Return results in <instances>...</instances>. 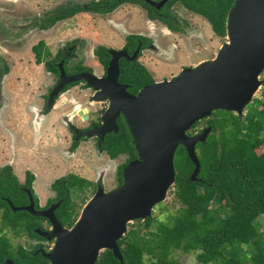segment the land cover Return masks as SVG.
Masks as SVG:
<instances>
[{
    "label": "flooded vegetation",
    "instance_id": "flooded-vegetation-1",
    "mask_svg": "<svg viewBox=\"0 0 264 264\" xmlns=\"http://www.w3.org/2000/svg\"><path fill=\"white\" fill-rule=\"evenodd\" d=\"M160 1L161 0H114L112 4L114 10L112 12L121 8L123 5L139 8L145 12V30H147V32L152 31L150 27H148V21L161 22L163 24L160 28L163 30L162 33L169 36V40L171 41V44L167 45L164 39V50L170 51L172 44L175 45V41L177 40H175L174 36H176V34H178L180 40L188 37L186 33L188 31L187 21L183 22L173 13V9L176 5L190 12L192 15L191 19H193L195 23L198 21V26L204 28L199 30L203 34V44L207 40V49H211L210 45H212L216 37H226V35H218L214 31L210 20L190 7V5H195L197 8H201L209 3L210 0H177L170 6L168 5L170 0H168L165 4L157 6L155 3ZM118 2L119 4L115 5V3ZM68 3L75 2H65V4ZM151 10L160 16L163 15L164 11H170L181 30H171L160 18L151 19L149 16ZM188 22L189 24L193 23L189 20ZM34 26L42 29L38 26L37 22H35ZM2 28L3 22H1V31ZM207 33L211 34V36L208 37ZM130 35H137L139 37L135 36L131 38ZM182 42L183 43H178L173 48L172 58L175 57L178 50L181 49V46L185 48L186 43L184 41ZM156 44L157 41L156 43L154 42L153 35L139 32L129 33L126 35L123 45L119 48L109 47L104 43L99 44L94 49V54L96 56L94 66L88 65L83 61L73 62V59L78 56L77 40H70L62 44L54 55L50 53L51 59L45 62V66L49 73L56 76V80L49 86L47 93L43 94L41 105L33 106L36 114V117L33 118L34 129L37 135L36 140L32 144H26L24 139L23 142L17 141L15 137H11V135H14L13 130L15 129L8 124L7 126L9 128L6 135L0 136V264H26L24 260L25 257L31 258L30 261H38V264L49 262L47 254L53 250L56 238L48 239L42 236L39 230L51 231L53 224L49 217L38 215L36 212L45 211L54 206V213L58 220H60L59 211L69 199L72 204L76 205V211L80 215L77 199L75 198H86V201H88L100 187L105 191L115 190L123 182L124 167L130 161L138 157L135 145L134 157H132L133 155H131L130 152H120L118 155L112 156L109 151L108 144H116L118 139L125 134L131 136V142H133V135L127 117L123 111H120L119 115L116 116V125L109 123V130L106 132L102 129L107 125L105 121V111L112 108L115 101L113 94L108 92L106 86L102 83L99 84L97 88L89 85L86 80L66 83L58 92V95L55 96L50 109L46 112L44 111L48 107V100L51 92L60 81V67L63 66L67 75L90 72L95 74L101 81L108 76L109 67L114 56L119 54V74L117 82L120 85H124L129 94L137 95L144 87L157 81L171 79L179 75L184 68L196 65L194 63H183L180 67V72L171 70L170 73L165 71L167 74H161L160 70H164L161 67H165L166 63H158V69L153 68L150 63L148 64V51L156 50ZM34 45L31 47L33 53ZM187 45L193 49L192 51L200 52L191 43ZM101 47H104L106 51L98 52ZM217 53L215 52V56ZM103 56L106 58V62L102 61ZM205 58L206 57L200 59L198 62ZM175 59L176 57L172 61ZM51 60H54L58 72L50 69L51 65H49L48 62ZM0 62L2 65L1 68H3L5 64L9 66V72L5 73L0 78L3 79V77L10 75L11 66L7 59L3 57L1 49ZM79 64L87 69L79 70L77 68ZM95 66L99 67L100 71L96 70ZM148 73L153 80L151 83H148ZM263 73L264 71L261 75ZM1 89L2 80H0V91ZM255 94L252 101L244 107L242 114L234 110L216 109L212 112L211 119H215L221 110L229 111L232 115L244 119L248 116L251 106H257L259 109H262L258 101L263 99L264 91L262 92L261 98L255 97ZM7 106H0V115L5 113ZM245 110L247 113H245ZM50 114L51 117L49 116ZM211 119L206 117L197 121L191 129L188 130V134H199L208 126H211L209 134L212 133L213 126L209 123ZM51 147H59L61 149L62 153L57 155L59 157L53 156V154L50 153L49 149ZM96 156L99 160L88 162V159ZM122 156H126L124 161L120 163L116 161L115 168L107 167L111 161L119 160ZM79 158L82 159V166H84L82 169L84 171H78V169L75 168L76 163L71 165L69 162L71 159H76L78 161ZM87 164L92 168L87 166ZM94 170H98L99 175L96 176ZM110 170H116L117 184L109 189L108 186H112L110 184L111 182L109 183L107 180ZM69 177H71L69 180H62V182L58 183L59 180ZM75 178L83 180V186L71 184L75 181ZM67 186L69 189L68 194L66 189ZM30 206L32 207L31 209L27 208ZM64 226L71 227L68 225Z\"/></svg>",
    "mask_w": 264,
    "mask_h": 264
},
{
    "label": "water",
    "instance_id": "water-1",
    "mask_svg": "<svg viewBox=\"0 0 264 264\" xmlns=\"http://www.w3.org/2000/svg\"><path fill=\"white\" fill-rule=\"evenodd\" d=\"M167 1L155 4L161 6ZM226 37L228 41L213 59L150 84L137 95L129 94L117 82L119 54L101 81L90 72L67 75L60 67V81L44 111L50 109L66 83L86 80L96 88L102 83L115 100L112 108L105 111L107 125L102 129L106 132L109 123L116 125L115 118L123 111L138 157L124 167L122 184L113 191L100 187L70 228L58 220L54 206L36 212L49 217L53 224L51 231L39 233L48 239L56 238L53 250L47 254L49 262L43 264H97L106 249L123 262L119 240L127 233L130 222L151 217L153 208L166 200L176 181L175 155L179 146L186 148L194 163L191 179H198L201 162L196 145L207 139L211 126L195 135H189L188 130L216 109L242 114L263 85L264 0H235L226 18Z\"/></svg>",
    "mask_w": 264,
    "mask_h": 264
},
{
    "label": "trees",
    "instance_id": "trees-1",
    "mask_svg": "<svg viewBox=\"0 0 264 264\" xmlns=\"http://www.w3.org/2000/svg\"><path fill=\"white\" fill-rule=\"evenodd\" d=\"M176 1L170 0L168 5ZM234 2L210 0L201 8L190 7L206 16L218 35L225 36L227 14ZM113 3L114 0L61 3L37 18L36 22L42 29H48L80 12L111 13ZM149 16L151 19L160 18L171 30H181L170 11H164L160 16L151 10ZM135 36L139 37L130 35L131 38ZM33 51L39 64L50 55L43 40L34 45ZM104 51V47L98 50ZM102 61L106 62L104 56ZM48 63L50 69L58 72L54 60ZM1 67L0 62V78L9 72L8 65ZM77 68L87 69L80 64ZM152 81L148 73V83ZM258 102L262 109L251 106L244 119L221 110L215 119L209 121L213 132L196 145L201 162L198 179L190 177L194 163L186 148H178L176 181L171 191L174 202L179 204L175 212H168L164 220H159L156 215L146 218L144 223L141 219L135 220L119 240L123 262L114 256L112 250L106 249L100 253L97 264H179L173 256L176 250L196 252L201 264H264V223L260 222L264 215V97ZM131 141L132 137L125 134L116 144H108L112 156L130 152L134 157ZM70 178H63L58 183ZM83 183L75 178L71 184L83 186ZM66 189L68 194V186ZM157 205L162 211H168V205L163 206L162 202ZM78 216L76 205L68 199L59 211L60 221L72 226ZM155 221L157 226L152 229ZM30 259L25 257V263L38 264Z\"/></svg>",
    "mask_w": 264,
    "mask_h": 264
},
{
    "label": "rangeland",
    "instance_id": "rangeland-1",
    "mask_svg": "<svg viewBox=\"0 0 264 264\" xmlns=\"http://www.w3.org/2000/svg\"><path fill=\"white\" fill-rule=\"evenodd\" d=\"M67 1L86 4L91 0H0V27L1 22H3L2 31L0 30V49L3 57L7 59L11 66L10 75L0 79L2 80L0 106L8 105L5 113L0 115V136L6 135L9 128L8 124L15 129L13 130L14 135H11V137H15L17 141L23 142L24 139L26 144H32L37 138L33 124V118L36 117L33 106L41 105L43 94L47 93L49 86L56 80V76L49 73L45 66V62L51 59V55L45 58V61L41 64L36 63V57L31 47L40 40L46 42V46L52 55L57 52L62 44L70 40H77L78 56L73 59V62L83 61L88 65L94 66L96 61L94 49L99 44L104 43L109 47L119 48L123 45L125 37L129 33H148L153 35L155 43L157 41V49L148 51V64L150 63L153 68L158 69V63H166L165 67H161L164 69L160 70L161 74H165V71H168L167 73H170L171 70L179 71L183 63H194L197 65L198 61L204 57L206 58L201 61L211 60L215 57V52L217 53L219 48L228 41L227 37H216L212 45H210L211 49H207V40L203 44V34L199 30L204 28L198 26V21L195 23L191 19L192 15L190 12L178 5L173 9V13L183 22L187 21L188 31L186 33L188 37L180 40L178 34H176L174 37L177 41H175V45L172 44L170 51L163 48L164 39L167 45L171 44L170 37L163 34V30L160 29L163 24L159 21H148V27L152 31L147 32L145 30V12L130 6L123 5L109 14L80 12L75 16L59 21L47 30L34 26L37 18L42 17L51 9ZM188 20L193 23L189 24ZM210 27L209 29L211 30ZM207 36L210 37L211 34L207 33ZM186 39L190 42H187ZM182 41L186 43V46L185 48L181 46V49L175 55L176 59L172 61L175 58H172L173 48L178 43H183ZM188 43H191L200 52L192 51L193 49L187 45ZM95 68L100 71L99 67L95 66ZM263 78L264 73L261 75L262 80ZM263 91L264 81L256 92L255 97L261 98ZM245 113H247L246 110ZM49 116L51 117V114ZM209 118L211 119L212 116H209ZM49 150L53 156L62 153L59 147H51ZM125 157L122 156L119 160L111 161L107 167L115 168L116 161L120 163L124 161ZM96 160H99L97 156L91 157L88 162H95ZM69 162L71 165L76 163L75 168L78 171H84L82 169L84 167L82 166V159L79 158L78 161L71 159ZM87 166L91 167L88 164ZM94 171L96 176L99 175L98 170ZM107 180L112 185L111 187L108 186L109 189L117 184L116 170L108 172ZM173 189L174 187L171 186L166 200L162 202L163 206L168 205V211L164 212L159 205H156L153 208L152 216L156 215L159 220H164L167 218L168 212H175L179 204L173 200L174 195L171 193ZM75 199H77L78 210L81 213L87 203L86 198ZM141 221L144 223L143 219ZM260 222L264 223V215L260 217ZM134 223L135 220L128 224V230L130 225H134ZM156 226L157 222L155 221L152 229H155ZM145 231L148 233V228H145ZM196 254V252H184L182 250L173 252V256L179 264H201L197 260Z\"/></svg>",
    "mask_w": 264,
    "mask_h": 264
}]
</instances>
